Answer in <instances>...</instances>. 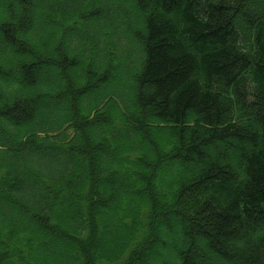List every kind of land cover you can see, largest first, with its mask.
<instances>
[{
    "label": "trees",
    "instance_id": "trees-1",
    "mask_svg": "<svg viewBox=\"0 0 264 264\" xmlns=\"http://www.w3.org/2000/svg\"><path fill=\"white\" fill-rule=\"evenodd\" d=\"M0 16V264H264V0Z\"/></svg>",
    "mask_w": 264,
    "mask_h": 264
},
{
    "label": "rangeland",
    "instance_id": "rangeland-1",
    "mask_svg": "<svg viewBox=\"0 0 264 264\" xmlns=\"http://www.w3.org/2000/svg\"><path fill=\"white\" fill-rule=\"evenodd\" d=\"M12 11V10H11ZM14 12V11H12ZM6 17H2V19L4 20ZM0 19H1V16H0ZM29 59V58H28ZM28 59H25V61H28ZM83 71V70H82ZM42 73H45V74H49V73H54L55 72V69L54 68H51L50 66L46 67V68H43L41 70ZM115 82H113L112 84H109L108 87L114 89L115 88ZM92 93H89L87 96L89 97ZM70 132H73V131H70ZM102 163L103 164H106V160L102 159ZM197 252H195V256H196ZM196 259L198 261H200V258L196 256ZM150 262H152V260H148V263L150 264Z\"/></svg>",
    "mask_w": 264,
    "mask_h": 264
}]
</instances>
